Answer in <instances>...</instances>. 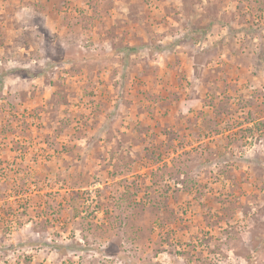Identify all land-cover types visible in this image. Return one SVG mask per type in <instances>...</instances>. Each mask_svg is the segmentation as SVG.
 <instances>
[{"label":"rangeland","instance_id":"rangeland-1","mask_svg":"<svg viewBox=\"0 0 264 264\" xmlns=\"http://www.w3.org/2000/svg\"><path fill=\"white\" fill-rule=\"evenodd\" d=\"M0 264H264V0H0Z\"/></svg>","mask_w":264,"mask_h":264}]
</instances>
